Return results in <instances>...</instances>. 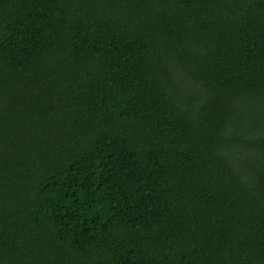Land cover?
<instances>
[{
	"label": "trees",
	"instance_id": "trees-1",
	"mask_svg": "<svg viewBox=\"0 0 264 264\" xmlns=\"http://www.w3.org/2000/svg\"><path fill=\"white\" fill-rule=\"evenodd\" d=\"M0 264H264V0H0Z\"/></svg>",
	"mask_w": 264,
	"mask_h": 264
}]
</instances>
